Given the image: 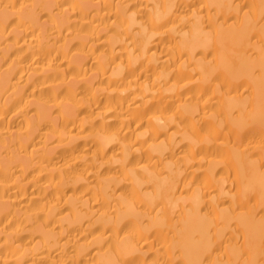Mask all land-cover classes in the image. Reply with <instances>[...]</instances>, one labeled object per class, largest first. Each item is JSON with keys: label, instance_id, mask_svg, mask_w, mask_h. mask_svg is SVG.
I'll return each instance as SVG.
<instances>
[{"label": "bare ground", "instance_id": "bare-ground-1", "mask_svg": "<svg viewBox=\"0 0 264 264\" xmlns=\"http://www.w3.org/2000/svg\"><path fill=\"white\" fill-rule=\"evenodd\" d=\"M0 264H264V0H0Z\"/></svg>", "mask_w": 264, "mask_h": 264}, {"label": "rangeland", "instance_id": "rangeland-1", "mask_svg": "<svg viewBox=\"0 0 264 264\" xmlns=\"http://www.w3.org/2000/svg\"><path fill=\"white\" fill-rule=\"evenodd\" d=\"M35 27V26H34ZM37 27H39L40 28V30H42L43 29V26H37ZM37 27H36V29H37ZM38 28V29H39ZM36 29H34L33 27L31 28V30H36ZM107 28H105V27H100V30L102 31V32H105V30H106ZM40 30H36L37 32H40ZM99 35H100V33H99ZM77 40H80V38H77ZM109 42V40H108V38H107V40H106V42H104L103 43V46H109L108 43ZM129 41L127 40V41H125L124 42V44L122 45L123 47L121 48V50L122 51H126L127 49V45L128 46H130V43H128ZM106 44V45H105ZM40 55V56H39ZM35 57H36V59H40V57L42 58L43 56L40 54V53H38V54H35ZM92 61H94V63L95 62H98V61H102V59H100V58H98V59H96V57L92 60ZM199 80L197 79V80H194L192 83H191V85H190V89L192 90V92H194V93H196V94H198L197 92L198 91H196V90H200V89H202V88H204V87H208L207 88V90L210 88V84L209 83H206V84H202L201 86H199ZM203 86V87H202ZM198 88V89H197ZM212 88V87H211ZM195 90V91H194ZM206 91V88H204V89H202V91L200 90V92L199 93H204ZM135 113L139 116L140 115V117L141 118H143L144 116H145V113L143 112V110L142 111H135ZM176 119V125H177V123L179 124V122H180V124L179 125H177V126H182L183 125V120L182 119H180L179 117L178 118H175ZM175 119H174V121H173V123H172V126H174V122H175ZM179 121V122H178ZM182 123V124H181ZM185 123H187V121L185 122ZM190 124V123H189ZM176 125H175V127H176ZM175 127H174V129H175ZM177 128V127H176ZM187 140H188V143H187ZM185 142H182V143H186V144H190L191 143V145H193V144H195L196 142H195V139H190V141H189V139H187ZM192 140H194V141H192ZM190 142V143H189Z\"/></svg>", "mask_w": 264, "mask_h": 264}]
</instances>
